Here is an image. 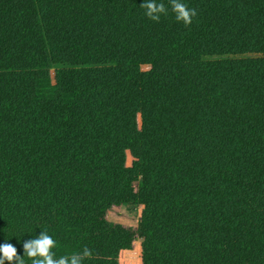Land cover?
Returning a JSON list of instances; mask_svg holds the SVG:
<instances>
[{
	"label": "trees",
	"instance_id": "1",
	"mask_svg": "<svg viewBox=\"0 0 264 264\" xmlns=\"http://www.w3.org/2000/svg\"><path fill=\"white\" fill-rule=\"evenodd\" d=\"M144 2L0 0V245L264 264V0Z\"/></svg>",
	"mask_w": 264,
	"mask_h": 264
},
{
	"label": "clouds",
	"instance_id": "2",
	"mask_svg": "<svg viewBox=\"0 0 264 264\" xmlns=\"http://www.w3.org/2000/svg\"><path fill=\"white\" fill-rule=\"evenodd\" d=\"M171 5V11L175 14L177 21H181L185 26L192 24L193 17L197 16V10L189 8L182 0H168ZM145 9L146 16L156 22H159L161 15L168 14V8L163 2L157 3V0H145L140 5ZM57 241L47 231L43 230L41 234L33 239L23 243L24 255L18 253V249L11 243L0 245V264H26L24 257L31 260V264H83L86 258L91 257V251L85 247L82 252L69 255H62L56 258Z\"/></svg>",
	"mask_w": 264,
	"mask_h": 264
},
{
	"label": "rangeland",
	"instance_id": "3",
	"mask_svg": "<svg viewBox=\"0 0 264 264\" xmlns=\"http://www.w3.org/2000/svg\"><path fill=\"white\" fill-rule=\"evenodd\" d=\"M139 208L134 205L123 204L119 207L110 209L108 216L113 222L124 224L128 227H133L138 221Z\"/></svg>",
	"mask_w": 264,
	"mask_h": 264
}]
</instances>
